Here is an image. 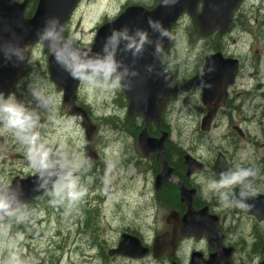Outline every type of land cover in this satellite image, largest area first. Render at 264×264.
Instances as JSON below:
<instances>
[{"label": "rangeland", "instance_id": "obj_1", "mask_svg": "<svg viewBox=\"0 0 264 264\" xmlns=\"http://www.w3.org/2000/svg\"><path fill=\"white\" fill-rule=\"evenodd\" d=\"M158 1L85 0L78 4L65 30L79 45L90 47L97 28L116 18L128 5H138L150 10ZM261 1L263 4V0ZM255 4L259 6L260 0H256ZM249 8L250 1L245 0L239 7L237 16L240 14L244 17L248 16ZM200 9L201 5L198 6V10ZM191 21L192 18L185 13L172 27L173 44L168 57L177 61L179 100L190 93L188 91L199 76L203 56L213 51V44L215 46L218 44L216 38L214 42L197 41V39L191 42L187 31V28L193 25L190 24ZM250 28L247 25L239 26L233 31L229 30L223 36L224 52L243 60L242 72L234 87L236 92L246 88L249 92L259 89L257 79L263 74L264 44L261 39L253 41L252 64L248 57ZM254 31L264 35V28L259 25ZM212 37L214 38L213 35L208 36V38ZM50 54L51 50L45 49L42 42L27 50L26 71L21 80L16 83L14 95L17 99L35 107L29 85L44 86L45 91L53 97V102L47 110H39L43 125L39 130L43 138L55 141L57 144L63 142L69 153L81 154L87 159L85 133L81 126V119L69 115L66 105L62 103V91L54 84L50 74L48 64ZM256 72L258 76H253ZM183 88L186 90L183 91ZM120 90L90 89L81 82L75 95L88 107L87 112L92 115L91 122L96 127L93 149L97 155V161L91 163L90 168L85 165L81 169L82 182L88 186V193L83 200L70 208L66 204L54 205L48 192L23 207L21 211L26 215L24 221L27 220L28 214L34 218L29 222L27 233L37 236L36 242L33 243L38 250L36 253H33V250L31 253L27 250L22 254L20 252V247L24 244L27 235H20L24 231L18 227L22 224L21 221L14 220L13 228L12 220L3 222L5 233L0 234V264H8L13 255L18 256L22 261L26 260L24 264H32L35 257L39 259L38 262L50 264L52 255L55 259L54 264H163L158 261L153 262L152 259L136 263L116 256H108V251L118 245L122 233L127 232L125 229L139 230L148 234L147 238L151 239L155 231L160 232L165 229V220L169 212L167 206H159L158 202V207L154 200L153 184L158 171L151 169V162L141 154L138 147L137 139L142 130L141 125L137 127L139 133L135 136L130 129L132 125L130 118L125 119L122 130L112 129L102 121L110 115H112L110 117L122 116L124 111L115 105L118 104L115 100ZM196 103L197 99L194 98V104ZM253 103L260 104V100L255 99ZM243 104L241 112L246 115L249 111L246 107L247 100ZM189 109L183 108L180 101L172 102L166 110V125L171 128V131L173 130L170 135L173 144L190 150L188 152L192 156L198 157L200 153L197 149H212L217 133L224 134L228 126L220 125L216 121L211 133L201 137L202 108ZM257 110L260 112V107ZM251 119L250 123H241V128L243 131L251 132L253 142L256 140L257 145H260L261 135H256V132L254 135L255 121L259 118L251 115ZM138 123H140L139 120ZM242 145L248 144L242 143ZM25 152V147L15 139L14 135L0 126V178L8 182L15 177H27L33 173ZM207 181L209 180L205 178L199 184L202 194L210 193L206 187ZM88 218L90 223L86 225ZM30 227L35 230L31 231ZM203 249L207 257L211 250L205 245ZM23 256L27 257L24 259ZM180 259L184 264L183 259Z\"/></svg>", "mask_w": 264, "mask_h": 264}, {"label": "water", "instance_id": "obj_2", "mask_svg": "<svg viewBox=\"0 0 264 264\" xmlns=\"http://www.w3.org/2000/svg\"><path fill=\"white\" fill-rule=\"evenodd\" d=\"M80 1L38 0L33 15L30 18H26L25 16L23 17V12L25 13L28 0H24L22 5L13 0H0V44L11 40L13 34H15L17 39L14 42L23 47L25 51V60L18 66H14L13 63L4 60L3 54L0 53V92L8 94L14 87L18 77L23 72L25 73L27 49L40 41L37 37V32L43 28L45 20L57 17L65 28L75 6ZM243 2L244 0H176L174 4L164 5L162 0H159L151 10L136 5L128 6L116 18L103 24L96 30L94 41L89 49L93 52H98L105 37L110 34V31L113 28L118 29L124 25H127L130 29H147L150 36L153 35V38H155L147 24L148 19L151 18L160 21L169 33V36L163 41L162 53L169 46L173 24L177 22L183 13H187L193 19L196 28L203 37L210 36L213 33L223 35L230 28L234 11ZM200 4L201 11L198 13L197 7ZM42 43L45 49L50 50L44 42ZM152 51L151 46H148L144 56L137 61L135 67L140 75L132 78V90H122L128 101V114L142 116L145 121L137 141L142 155L147 156L149 153H156V159L160 164V171L154 180L155 189L158 190L164 183H173L179 189L180 202L185 203L187 206V211L182 218H178V215L173 212L168 216L166 222L173 227V238L170 243L164 237L156 240L152 251L154 256L158 258L166 249L172 251L178 237H182L184 234L199 236L202 233H206L211 247L220 243L221 236L217 230V219L208 216L206 208L200 211L194 210L193 200L195 190H188L182 182L172 178L173 169L169 166L165 157V141L168 134L162 133L160 138H152L147 133L149 122H155L157 125L160 123L161 110L172 95L171 72L162 69L159 55L153 56ZM118 58L124 59L125 63L131 64L130 54L127 57L118 56ZM48 64L54 84L62 91V103L66 105L68 114L81 119V126L85 133L86 158L94 163L97 161V155L93 149V138L96 127L91 122L84 107L75 105L73 101L80 81L73 79L64 71L55 62L52 53L48 57ZM147 64L155 65L156 71L163 72L167 76V79L163 76H157L155 73H146L144 66ZM202 68L204 74L201 77L200 70L197 86L202 80L205 85H211V87L200 88L202 91V104L206 107L207 111L206 116L201 121L200 129L202 131H209L217 109L224 104V100L227 98V88L233 84L237 74L238 61L232 58H224L221 52L208 53L203 58ZM215 99L217 101L213 104ZM183 161L187 166V175H190L194 170L199 168L196 159L188 154L184 155ZM224 169L225 165L223 162L215 163L214 171L217 177L220 172L225 171ZM34 179V175H29L24 177V179L15 177L11 181L13 184L17 182L22 184L24 191L22 199L25 204L46 192L44 190L33 191ZM262 200H264V197L260 196H256L254 200H249L248 203L254 205L250 211L236 209L242 213H256V209L261 208L258 202ZM216 247L217 253L210 255L204 264H220L218 261L223 257V254L226 255V259L229 258L230 253H228V250L224 251L218 245ZM148 253L149 249L142 248L137 238L122 235L117 247L109 250L108 255H120L135 259L141 258ZM196 259L198 257H193L192 264L199 263ZM225 264H230V262L227 261Z\"/></svg>", "mask_w": 264, "mask_h": 264}, {"label": "flooded vegetation", "instance_id": "obj_3", "mask_svg": "<svg viewBox=\"0 0 264 264\" xmlns=\"http://www.w3.org/2000/svg\"><path fill=\"white\" fill-rule=\"evenodd\" d=\"M13 1L20 5L24 3V0H13ZM82 1L85 0H81L78 4H80ZM248 1H250V8L248 11V16L246 15V25L247 27L249 26L251 27L249 30L251 37L249 41L248 57L250 58L252 64L251 59H253V57H251V53L254 45L253 41H257L261 39L264 44V35L262 34L259 35L257 32L255 33L254 31L257 25H259V27L264 28V0H263V4L261 3L262 1L260 0L259 6H256L255 4L256 0H248ZM37 2L38 0H28L25 13L23 12V17L25 16L26 18H30L33 15ZM78 4L76 5V7L79 6ZM239 7L236 9V11L233 14V18L229 30L233 31L235 30V28H237L235 25L237 21V12ZM200 11L201 9L198 10L197 7V12L200 13ZM184 14L185 13H183L180 16V18ZM70 19L68 20V22L70 21ZM178 20L176 23L173 24V26L178 23ZM190 24H193L196 27L193 19ZM68 25L69 24H66L64 28V34L66 37H69V35L67 34V30H65L68 27ZM172 32L173 29L171 28L169 46L165 51L159 54V59L162 62V69L166 71H170L172 75V81H171L172 95L171 98L168 101H166L164 107L161 110L160 123L157 125L155 122H149L147 125V133L152 138H160L162 133L168 134L167 139L165 141V157L167 159L169 166L173 169L172 178L176 179L179 182H182L188 190H195V196L193 200L194 210L200 211L201 209L206 208L208 216L215 217L217 219V230L221 236V241L217 245L219 248L223 249L224 251L228 250V253H230L228 259H226V255L223 254V257L218 262H220V264H225L227 261H229L230 264H262L264 262V200L258 202V205H260L261 208L256 209V213L253 212L242 213L239 212L236 208L223 207L219 201L218 196L214 193L210 192V193L202 194L200 191L201 189L199 184L205 178L208 180L218 179L214 171V166L216 162H223L225 165V169H224L225 171H233L237 167H252L254 169H258V175L254 179L253 187L257 191V196H260L262 198L264 197V69L262 76L259 79H257V86L259 87V89H254L252 90V92H249V89L246 88L243 91L236 92L234 90V87L237 85V81L242 72L243 60L232 54L230 55L224 52L223 48L225 44L223 43L224 40L223 36L227 34V32L223 35H218L214 33L213 34L214 39L216 38L218 44L216 45V50L212 49L213 51L209 53L221 52L224 58L236 59L238 61V69L233 84L230 85L226 90L227 98L224 100V104L220 106L216 111L215 117L211 123L210 130L202 131L200 129L201 132L200 136L205 137L206 135H209L211 133L212 126L216 121H218L220 125L223 124L227 125L228 130L224 134L223 133L221 134V132L220 134L217 133V139L212 149H204V148L197 149V151L200 153L198 157L192 156V154L188 152L190 150L183 149V152L181 153L177 152L173 157L174 160L170 162L168 155H170L171 153H168V148L171 147L173 143L170 138V135L173 133V130L171 131V128H168V126L166 125V120H167L166 110L169 107V105L172 102L180 101V103L183 104V108H186V110H190L189 108H193V107L196 108L201 107L203 116L200 120V124L202 119L207 114L206 107L202 104V99H201L202 91L197 86V80L199 76H197V78L195 79V83L191 86L190 91H188L190 92L188 96L181 97L179 100V96L177 92L178 76L176 74L178 72L177 61H174L173 59H169L168 57V54L172 51L171 49L173 44ZM198 33L200 35L199 31ZM202 38L203 40L201 39L200 41L204 42L205 38L208 37H202ZM197 41H199V39H197ZM259 42L262 43L261 41ZM76 44L84 49H89L91 47V46L83 47V45L81 46L77 42ZM263 54H264V49H263ZM253 66L254 67L256 66L255 63ZM23 75L24 72L18 77L16 83L21 80V77H23ZM253 76H258V72L254 73ZM14 88L15 86L13 87V89L10 91L9 94L14 95V90H15ZM185 90L186 89L183 88V91ZM258 91L260 92L259 94ZM120 93L121 94L123 93L122 89L119 91L117 98L115 100V102H117L118 104H115L114 102L113 103L119 106L120 108H122L124 112L122 113L121 117L119 116L110 117L112 116L110 115L108 118H118L121 119V121H125L126 118H130L131 119L130 123L131 121L134 120L137 123V125L134 126L131 125L130 127L131 130L136 126L138 127L139 125H141L143 129L145 122L143 117L128 114V101L124 93L123 95H121ZM75 94L73 97L74 104L84 107V109L87 112L88 107L83 101H81V99H77V95ZM194 94L196 95L194 96ZM194 98L197 99L196 105L194 104ZM255 99L260 100V104L258 103L254 104L253 101ZM246 100H247L246 107L249 108V111L248 114L243 115L244 112L242 113L241 111H242V106L244 105L243 102ZM216 101L217 100L215 99L213 101V104H215ZM257 106L260 107V112H258L257 109L259 107ZM87 114L89 116H92L89 112H87ZM257 114L259 116H257ZM251 115L257 119L259 118L258 120L255 121L254 135L255 132L257 133L256 135L259 134L261 135L260 145H257L258 141L256 140L253 142L252 140L253 134L251 132L243 131L241 128V123L251 122L252 120ZM76 118L80 120V118L78 117ZM108 118H103L102 120L106 121V119ZM138 120L140 121V123H138ZM238 121L240 122L237 123ZM120 125L121 127L119 130L124 129V124H120ZM231 126L232 129H230ZM221 130L222 129L220 127V131ZM131 137L134 138L132 134ZM242 143L248 145L243 146ZM186 154L195 158L199 165V168L194 170L190 175H187V166L184 164L183 161V157ZM144 157L149 162H151L152 170L155 171L157 170L158 172L160 171V164L156 159L157 157L156 153H149L147 156ZM172 187H174L175 189ZM153 188L155 191L154 200L157 206L159 205L158 201L161 202L162 200L165 201L166 204L168 205L167 208L169 209V212L167 214L166 220L172 212L176 213L178 215V218H182L187 211V206L185 203L180 202L178 187L171 182H167L161 185V187L158 190L155 189L154 184H153ZM237 190L238 188L232 189V191H236V192ZM165 193L167 194L166 196H164ZM176 202H179V204H177V207H172V208L169 207V205ZM13 227H14V223L12 222V228ZM30 229L31 231L35 230V228L32 227H30ZM27 230L28 228L24 230L22 233H20V235L22 236H25V234H27L25 236L26 240L24 241V244H22L20 248L21 249L24 248V251L27 250L28 253H31L32 252L31 247L34 246L33 243L36 242L37 236L33 233H29V232L27 233ZM132 230L133 231H129V229H125V231L127 232H124L122 234H128L137 238L140 242L141 247L149 249V253L141 258H135V259L129 257H123L119 255H117L116 257L135 261L136 263H143L147 260L152 259L153 262L158 261L163 264L165 263L182 264L180 258L183 259L184 264H192L193 257H198V259H196L199 262L198 264H204L208 260L210 255L217 253L216 250L217 245L214 247H211L209 245V239L206 233H202L199 236H195V234L193 235L184 234V236L178 237L172 251L166 249L158 258H156L152 251L153 246L156 240L160 237H164L168 243L172 241L173 238L172 225L167 224L166 222L165 229H163L160 232L155 231L151 239L147 238L148 234H144L143 232L136 229H132ZM204 245L211 250V252L208 254L207 257H205V253L203 249ZM36 251L38 250L36 246H34L33 253H35ZM27 256H25L24 259ZM38 260L39 259L35 257L32 260V264H43L42 261L38 262ZM25 262L26 260H24V263ZM54 262L55 259L54 256L52 255L50 258V264H54Z\"/></svg>", "mask_w": 264, "mask_h": 264}, {"label": "clouds", "instance_id": "obj_4", "mask_svg": "<svg viewBox=\"0 0 264 264\" xmlns=\"http://www.w3.org/2000/svg\"><path fill=\"white\" fill-rule=\"evenodd\" d=\"M164 5L174 4L176 0H162ZM147 29H130L127 25L113 28L105 37L98 52L78 47L75 39L64 34V25L59 18L52 17L45 20L44 26L37 32V37L52 51L55 62L76 79L90 89L115 91L132 90V78L140 73L136 70L137 61L142 58L148 46L152 48V55L158 56L163 50V41L169 36L168 30L162 23L151 18L147 21ZM15 34L11 40L0 44V53L4 60L18 66L25 60V51L16 40ZM130 54L131 64L125 63L118 56L127 57ZM214 63V62H212ZM146 73L157 76H167L157 72L155 65L144 66ZM204 74L201 69V77ZM199 88H210L201 80ZM30 94L35 101V107L17 99L13 94L5 95L0 92V126L11 132L15 139L25 147V155L35 179L33 191L44 190L52 198L54 205H67L69 208L78 204L88 193V186L82 182L81 169L87 165L91 167L90 159L81 154L69 153L67 146L60 142L43 138L39 129L41 124L40 109L47 110L53 97L42 85H29ZM258 169L252 167H237L233 171H222L218 179L207 181V190L218 196L225 208H237L250 211L254 205L248 203L257 196L253 187ZM238 188V192L232 191ZM23 186L19 182L13 184L0 178V234L5 233L3 222L7 220L22 221L26 215L22 213L24 207ZM8 264H24L18 256L10 257Z\"/></svg>", "mask_w": 264, "mask_h": 264}, {"label": "trees", "instance_id": "obj_5", "mask_svg": "<svg viewBox=\"0 0 264 264\" xmlns=\"http://www.w3.org/2000/svg\"><path fill=\"white\" fill-rule=\"evenodd\" d=\"M146 7H148V6L146 5ZM235 26L236 27H239V26L245 27L246 26V17H244L243 14H240V15L237 16V21H236V25ZM187 31H188V35H189V38H190V41L191 42L192 41H195L196 39H199V40L202 39L203 40V38L199 35V33H198V31H197V29H196V27L194 25H191L189 28H187ZM206 41H213L214 42V38L213 37L212 38H208V39L205 38V42ZM212 48H213V50L214 49L216 50V46L214 44L212 45ZM102 121L105 122V125H108L112 129H116V130L120 129V127H121L120 124H124V121H121L118 118H108V119H106V121L105 120H102ZM131 124H132V126L137 125V123L135 122V120L134 121H131ZM132 131L134 132V135L135 136L139 132L138 129H137V126L135 128H133ZM177 152L178 153L183 152V148L181 146H177L176 144H173L172 143L171 147L168 148V153H171L170 155H168V158H169L170 162H172L174 160L173 157L175 156V154ZM172 188H174V187H172ZM166 195L167 194L165 193L164 196H166ZM160 203L162 205H164V206H168L166 204V202L163 201V200ZM177 204H179V202L172 203L171 205H169V207L170 208L177 207ZM32 218H33L32 215L28 214L27 220L24 221V230L27 229L28 221L32 220ZM89 223H90V219L88 218V220L86 222V225H89Z\"/></svg>", "mask_w": 264, "mask_h": 264}]
</instances>
